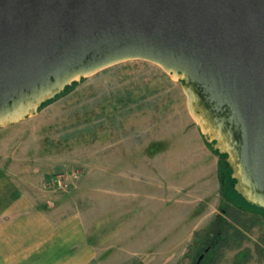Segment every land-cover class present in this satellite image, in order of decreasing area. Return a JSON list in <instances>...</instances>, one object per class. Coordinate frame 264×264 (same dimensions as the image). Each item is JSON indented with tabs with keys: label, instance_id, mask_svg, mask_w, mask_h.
<instances>
[{
	"label": "rangeland",
	"instance_id": "374dc122",
	"mask_svg": "<svg viewBox=\"0 0 264 264\" xmlns=\"http://www.w3.org/2000/svg\"><path fill=\"white\" fill-rule=\"evenodd\" d=\"M210 146L182 82L145 61L86 78L38 115L0 129V163L9 170L59 168L32 193L40 203L57 194L80 205L100 248L91 264H195L220 223L244 241L225 245L215 264H264V212L222 189ZM76 169L78 178L59 188L66 174L57 175Z\"/></svg>",
	"mask_w": 264,
	"mask_h": 264
},
{
	"label": "water",
	"instance_id": "95a60500",
	"mask_svg": "<svg viewBox=\"0 0 264 264\" xmlns=\"http://www.w3.org/2000/svg\"><path fill=\"white\" fill-rule=\"evenodd\" d=\"M130 61L182 82L234 189L264 208V0H0V128Z\"/></svg>",
	"mask_w": 264,
	"mask_h": 264
},
{
	"label": "crops",
	"instance_id": "0c3cea01",
	"mask_svg": "<svg viewBox=\"0 0 264 264\" xmlns=\"http://www.w3.org/2000/svg\"><path fill=\"white\" fill-rule=\"evenodd\" d=\"M15 170L0 163V264L95 261L100 248L91 240L80 205L57 194L40 203L32 193L59 168L52 165L37 175Z\"/></svg>",
	"mask_w": 264,
	"mask_h": 264
},
{
	"label": "trees",
	"instance_id": "16d2710c",
	"mask_svg": "<svg viewBox=\"0 0 264 264\" xmlns=\"http://www.w3.org/2000/svg\"><path fill=\"white\" fill-rule=\"evenodd\" d=\"M84 79H82L83 81ZM81 81V82H82ZM81 82H74L72 85L70 86H67L65 88V90L60 93L59 95H57L55 98L51 99V100H48L46 101L45 103H43L41 105V107L39 108V111L45 107L46 105L50 104L51 102H53L54 100H56L57 98H59L60 96L62 95H65L66 93H68L71 89H73L75 86H77L79 83ZM208 145L210 146L211 144L208 143ZM212 151L218 156L219 158V165H218V178H219V182H220V185L222 187V189H230L232 190L248 207H251V209H253L252 211H255L257 213H260L262 214V212H264V208H261V207H258L256 205H253L251 203H249L248 201H246L238 192H236V190L234 189V183H235V179L232 177V169H231V166L229 165V163L226 161V155L225 154H220L217 150H215L212 145L210 146ZM240 207V206H239ZM248 207H240L241 209H248ZM232 216V214H230ZM235 218V217H234ZM240 220H238L239 222ZM255 221H260V217L258 218H255ZM245 221L241 224L245 225L244 224ZM247 223V222H246ZM221 224V225H220ZM219 227L217 230H215V234H211L210 237L211 240L213 239H216L218 240L217 243L213 244L212 248H211V252H212V255L210 258H207V260L205 261L206 264H215L216 262V259L221 255V251L223 250V248L225 247V238L226 236L224 235V231H226V228H224V224L223 223H220ZM237 234L234 235V237H232V241H235L238 243V241L241 239L240 235H238V230L236 229L235 231ZM239 244V243H238ZM237 244H233L231 245L232 247L234 248H237L236 246ZM260 253H261V256L263 255L264 257V252L263 250L260 249ZM209 255V253H208ZM207 255V256H208ZM205 262H203L202 264H204ZM131 264H144L143 262H137L136 260L133 261V263Z\"/></svg>",
	"mask_w": 264,
	"mask_h": 264
},
{
	"label": "flooded vegetation",
	"instance_id": "af4514ba",
	"mask_svg": "<svg viewBox=\"0 0 264 264\" xmlns=\"http://www.w3.org/2000/svg\"><path fill=\"white\" fill-rule=\"evenodd\" d=\"M224 228H226V231L224 232V235L226 236V238H225V245L227 246V247H230L231 246V243H232V237H234V235L235 234H237L236 232H233L230 228H229V224H225L224 223ZM238 235H240V237L242 236V233L241 232H238ZM244 241V240H243ZM243 241H242V237H241V239L238 241V243L240 244V246L243 244ZM215 242H216V239H213L212 240V242L204 249V251L202 252V253H200V255H199V257L201 256V255H203V257H202V260H201V262H200V264H202V262L206 259V256L208 255V253H209V251L211 250V248H212V246H213V244H215ZM232 247V246H231ZM245 251V249H243L242 250V252L244 253L242 256L243 257H240V262L239 263H242L244 260V258H245V256H246V252H244ZM259 254H260V251H259ZM198 257V258H199ZM262 258V257H261ZM198 260V259H197ZM196 260V261H197ZM243 260V261H242ZM262 260H264V258L262 259ZM196 263V262H195Z\"/></svg>",
	"mask_w": 264,
	"mask_h": 264
},
{
	"label": "built area",
	"instance_id": "2783aa9c",
	"mask_svg": "<svg viewBox=\"0 0 264 264\" xmlns=\"http://www.w3.org/2000/svg\"><path fill=\"white\" fill-rule=\"evenodd\" d=\"M66 174V176H65V178H66V182H64L63 181V179H58V178H60V177H62L63 175H65ZM69 175H71L74 179H76V178H78V171H77V169L76 170H73L72 171V173H69V172H62V173H60V174H58L57 175V178H55L57 181H56V183L58 184V187L59 188H64V189H66L67 187H69V184H68V182H67V179H68V177H69ZM54 179V180H55ZM49 186H53V185H55V182H53V184L52 183H47Z\"/></svg>",
	"mask_w": 264,
	"mask_h": 264
}]
</instances>
